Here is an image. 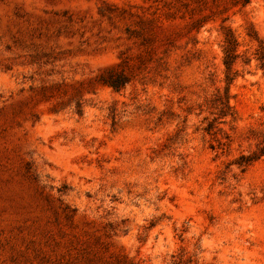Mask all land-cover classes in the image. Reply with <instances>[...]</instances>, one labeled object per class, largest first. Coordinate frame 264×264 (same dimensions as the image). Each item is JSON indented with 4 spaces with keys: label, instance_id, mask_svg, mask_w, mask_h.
<instances>
[{
    "label": "rangeland",
    "instance_id": "obj_1",
    "mask_svg": "<svg viewBox=\"0 0 264 264\" xmlns=\"http://www.w3.org/2000/svg\"><path fill=\"white\" fill-rule=\"evenodd\" d=\"M242 2L0 0V264H264V156L238 164L264 143V0ZM226 28L252 60L221 117Z\"/></svg>",
    "mask_w": 264,
    "mask_h": 264
},
{
    "label": "trees",
    "instance_id": "obj_2",
    "mask_svg": "<svg viewBox=\"0 0 264 264\" xmlns=\"http://www.w3.org/2000/svg\"><path fill=\"white\" fill-rule=\"evenodd\" d=\"M251 0H243V4H248ZM248 36L251 41L257 43V48L255 49L254 58L260 63L261 67L264 68V38L261 37L257 31L251 29ZM240 43L231 28H226L224 32V41H223V64L225 67V84L224 90H219L215 99L212 101L213 107L219 110V115L224 117L232 111V106L230 103V87L238 77L239 72L236 68V65L239 60H242L244 63L251 62L252 58L246 57L244 53L239 50ZM102 83L113 87L116 90H119L124 87L126 81L123 79L121 73L114 72L110 70L107 76H102ZM215 126V121H212L208 124L206 128L207 132H213ZM264 156V143H262L257 150L252 152L249 155H242L238 161L240 167L244 170L252 165L255 161Z\"/></svg>",
    "mask_w": 264,
    "mask_h": 264
}]
</instances>
